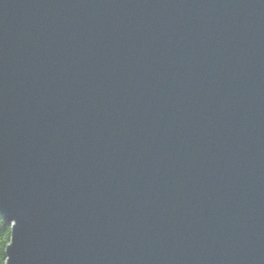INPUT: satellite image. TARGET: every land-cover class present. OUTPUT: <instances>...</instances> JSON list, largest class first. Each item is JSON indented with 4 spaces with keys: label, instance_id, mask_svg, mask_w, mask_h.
Returning <instances> with one entry per match:
<instances>
[{
    "label": "water",
    "instance_id": "1",
    "mask_svg": "<svg viewBox=\"0 0 264 264\" xmlns=\"http://www.w3.org/2000/svg\"><path fill=\"white\" fill-rule=\"evenodd\" d=\"M5 264H264V0H0Z\"/></svg>",
    "mask_w": 264,
    "mask_h": 264
},
{
    "label": "trees",
    "instance_id": "2",
    "mask_svg": "<svg viewBox=\"0 0 264 264\" xmlns=\"http://www.w3.org/2000/svg\"><path fill=\"white\" fill-rule=\"evenodd\" d=\"M10 224L6 223L0 215V264H5V249L10 241Z\"/></svg>",
    "mask_w": 264,
    "mask_h": 264
}]
</instances>
